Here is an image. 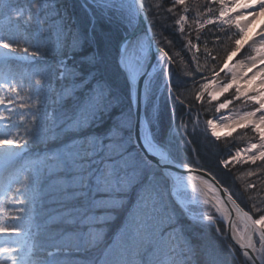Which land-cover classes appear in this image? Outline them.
<instances>
[{
	"label": "trees",
	"instance_id": "16d2710c",
	"mask_svg": "<svg viewBox=\"0 0 264 264\" xmlns=\"http://www.w3.org/2000/svg\"><path fill=\"white\" fill-rule=\"evenodd\" d=\"M14 1L29 10L27 16L23 17L24 26H26L29 33L26 47L31 51L33 48L38 49L36 55L50 59L52 62L59 61L62 57L69 55L72 57L67 60L68 67L65 69L63 79L57 78L59 70L56 66H53V69L50 68L48 76L51 77L54 83V90H49L47 87L44 88L46 104L53 109L56 120L60 124L55 127L54 132L59 136L54 138V140H66L73 135V133L69 132L70 125L74 121L83 120L86 117L84 114L87 110L85 105L88 99L90 101L93 97L91 90L95 88L97 81H103L102 87L105 93L108 92L105 100V111L100 114L99 119L94 122L92 127L85 129L82 135H103L118 126L124 130L125 139L130 140V144H132V111L129 100V86L117 62L118 43L129 29L122 20L121 13L112 5L104 8L102 5L93 4L91 0ZM157 2L165 3L166 7L168 6V0H144L147 12L149 5L154 6ZM166 7L160 10L159 16H155L154 12L148 14L155 39L160 48L164 47L173 54H175L177 49L182 48L183 56L187 58L188 64L183 63L181 56L175 57L173 71L179 76V80L174 76L171 83H168L166 78H161L156 72L154 82L158 84V88L156 90L155 103L159 108V118L153 121L151 132L155 134L158 140H163L170 146L172 155L181 163L203 171L208 170L209 174L212 175L214 173L215 177H220V180L217 181L224 188L227 187V190L234 198L238 199V202L242 201L243 207L246 205L249 208V204H252V202L248 200L246 193L241 194L244 184L248 181L255 183L257 190H260L263 196L264 164L259 162L254 166L245 167L250 168L248 171L257 173L255 176H247L246 181L236 180L237 177L247 172L245 168L238 169V166H230L229 170L218 167V164L222 158H227L228 153L233 149L256 141L255 135L249 129H242L229 137L216 140L208 134L206 129L207 120L217 115L215 111L217 104L231 98L232 94H227L217 101H210L209 98L204 96L203 104L196 105L199 111V130L196 135L191 137V140L182 131H178L181 128V116L183 115L185 122L188 120V116L184 114L186 107L182 110L178 103L173 104V98L176 100L181 98L176 93H181L186 101H194V96L192 95L194 86L191 80L186 85L174 89L172 98H170L172 85L179 84L180 81L186 79L185 72L188 71L189 66L191 71L195 72L197 57L201 67V72L196 73L197 87L200 83L209 82L207 80H211L213 75L221 79L222 73L220 70L227 59L225 53L235 46V40H232L231 37L233 33H230L232 31H229V29L220 30L214 24H207L202 27L195 24L197 18H206L205 13L213 14L215 6L208 0H185V7L176 6L180 15L188 17L183 24L185 28L183 34L179 32V27L175 25V20L178 19L176 10L173 13H168ZM208 8H212L211 13L208 12ZM102 12H106V15H103ZM29 13H31V17ZM79 32L83 34V37L80 36ZM165 35L175 40V47L169 44ZM80 41H83L82 47L74 49V45ZM189 41L197 44L198 48H193L189 51L187 48ZM207 52L216 56V59H209L206 63ZM92 56L97 58L95 65L88 63ZM85 78H87V82L82 84L81 81ZM165 83H167V87H165ZM96 94H100V89H96ZM236 106L233 105L232 107ZM149 108V115H155V109L151 108L150 105ZM86 112L88 115L89 111ZM195 115L193 113V119H195ZM53 126V123L48 125L47 128L50 129L48 133L52 134ZM187 127L188 131L191 132V124H188ZM144 168L145 172H143L142 176L144 175L146 178L153 176L152 173H154V176L160 178V180L162 179L166 186V179L159 171L152 167ZM131 193L120 192L117 195L125 197L126 195H131ZM135 196L139 197V194L137 195L136 193ZM168 197L169 204L165 205V208H161L160 205L156 208L157 211L153 212L154 220L150 225L158 224L159 227H164L165 225L168 228L167 232L170 230L169 238H172V233L177 230L182 238L181 246L187 247V243L192 244L191 248L194 247L197 252L191 249L192 254L190 255V249L188 248V252L183 253V259L180 264H206L207 259L212 254L216 255L220 264H237L236 256L230 252L226 247V243L215 234L210 225L189 221L172 202L169 195ZM257 203L259 204V201ZM162 204L164 205V201ZM246 207L245 210H247ZM126 210L122 205L104 210V215L109 217L100 223V226L105 228L106 235L120 221H123ZM94 214H97V211ZM51 226L53 231L54 228H61L63 232L61 235L63 234L65 238L56 236L57 244L53 246L58 248L67 246L66 248L70 250V247H68L70 242H72L70 238H72L74 231H78V228L69 223L66 225L64 221L53 223ZM63 242L65 243L61 244ZM205 243L209 245L208 248H203ZM87 246V244L82 245L81 248L85 249H82L81 254L73 257V260H81L80 263L76 264H94L96 262L92 260L93 254L91 251L88 254ZM146 246L147 243L140 241L136 245L135 253L140 249L141 251L144 250ZM45 248H48V245H45ZM96 264L100 263L97 262Z\"/></svg>",
	"mask_w": 264,
	"mask_h": 264
},
{
	"label": "snow or ice",
	"instance_id": "6c2138e0",
	"mask_svg": "<svg viewBox=\"0 0 264 264\" xmlns=\"http://www.w3.org/2000/svg\"><path fill=\"white\" fill-rule=\"evenodd\" d=\"M93 4L102 5L104 8L109 6L111 0H91ZM220 7V17H223L222 23L229 27L235 25L239 30V38L235 39V46L230 50L226 51L225 55L228 59H231L237 53L241 51L240 45L244 41V36L246 29L257 20L258 17L264 15V0H245V2L240 5L243 9L239 14L232 18L227 16V11L231 5H226L224 0H218ZM87 5V4H86ZM185 7V0H168V6L165 3L157 2L154 6L149 5L148 12H144L143 3H138L137 8L140 12H144L147 16L150 13L159 16L160 10L165 9L168 13H173L176 10L178 19L175 20V25L179 27V32L183 34L185 28L183 26L184 22L188 19L186 15H180L176 6ZM39 10V9H38ZM208 12H212V8H208ZM106 15V12H102ZM17 18L19 19L24 15L23 9H18L16 12ZM31 17V13H29ZM126 22L131 26L135 24L134 18H125ZM241 21H244L241 24ZM39 23V21H37ZM207 24L217 23L216 20L207 19ZM203 22L200 25L202 26ZM227 35V33H225ZM261 40L257 41L252 51L255 53H260L264 51V32L259 33ZM169 44L175 47V40L172 37L165 35ZM83 41L74 45L75 48L82 47ZM183 47V46H182ZM187 48L190 51L193 48H198L197 44H193L190 41L187 43ZM0 49L8 50L6 52L0 53V56L4 58H15L12 57V53L22 51L24 53H29L30 49L28 47L19 48L18 42L14 39L11 31L8 32L0 31ZM38 49L33 48L32 53L36 54ZM158 59L156 63L151 62V45L149 44L145 48L144 44L140 41L136 45L129 47L124 46L121 57H120V67L125 73L127 82L131 89H135L137 93V100L144 101V115L143 119L140 120L141 127L143 128L144 123L149 126V132L147 135L143 134L140 138V143L143 147L144 156H139L135 153L134 147L131 146L130 140H126L124 137V130L121 127H114L103 135H82L86 128L92 127L94 122L99 119L102 112L105 111L106 104L105 100L107 98L108 92L105 93L102 87L103 81H97L95 83V88L91 91L93 93L92 100L90 101V111L88 115L83 120L74 121L69 127V132L73 133L69 139L63 144L62 151L51 155L50 160L54 166V171L49 173L50 175H55L57 178V183L62 185V191L64 193V200L70 207L65 209L66 215H68V223L75 224L79 220L80 225L83 226L86 221L94 217V213L102 208L109 205H115L117 197L113 193L120 190L122 183L126 180L128 176V170L130 166H141L150 167L152 163H155L158 168H162L167 171L169 168L174 167V164L180 161L172 155L170 151V146L163 140H158L151 132V127L154 120L159 118V108L156 106V90L158 84L154 82L153 72L149 71L152 68L154 72H157L161 78H166L168 83H171L174 76L179 80V76L173 71V65L175 64V57L181 56L182 61L188 64L187 58L183 56V51L177 49L175 54L170 52L168 49L161 47L157 50ZM72 57L69 55L67 57H62L59 61V79L64 78L65 69L68 67L67 60ZM87 59V58H86ZM215 60L216 56L212 55L210 52L206 54V63L208 60ZM248 59L251 61L250 64H245L243 61L238 62V66L243 71L247 69L251 72V76L248 77L246 83L248 85H254L257 76L260 77L259 84L254 85L253 92L251 94L247 93L241 87L237 86L234 95L226 99L225 101L218 104L215 111L216 113H221L222 109H227L233 104L235 100H243L245 104H254L251 110H245L242 114L237 113L236 115H222L215 119H220L223 123L217 124L215 119H208L207 125L210 130H212V135L216 136L215 129L217 127L236 129L238 126H243L244 128H250L253 133L259 136V143L252 142L248 144L247 147L240 149L237 148L236 151L229 152L227 158H222L219 161L218 167H223L224 169H229L230 166L237 163H252L255 164L258 160L264 161V67H257L258 63L264 64V55L259 57L249 56ZM197 66L195 72L189 69L185 72L186 79L180 81L179 84H173L172 89H170V98H172V91L177 87L186 85L189 80L194 86V91L192 95L194 96V101H186L181 93H176L177 96L181 98L176 100L173 98V104H179L182 110L186 107V114L188 120L185 122L183 115L181 116V128L178 131H182L191 140V137L196 135L199 130V111L196 107L197 104H203V98L207 92L209 99L211 101L217 100L218 93L214 92L210 88L209 82L200 83L196 86V73L201 72V67L198 62V57L196 58ZM35 63V61H33ZM90 65H95L97 63L96 56H92L88 61ZM255 69V71H253ZM79 71V70H77ZM214 71V70H213ZM82 75V73H80ZM41 79L36 80L37 94L47 87L49 90H54V83L50 76H45L40 73ZM91 75V73H89ZM143 79L144 89L143 92L139 89V82ZM243 79V77H238L233 74L231 76V82L224 83L219 92H226L228 89L232 88L233 84L238 80ZM212 81L216 80V75L211 77ZM42 81H44L42 83ZM87 78L81 81V83H86ZM4 84L0 82V89H3ZM167 87V83H165ZM96 89H100V94H96ZM12 93H17V88H11ZM0 103H3V96L0 94ZM149 105L151 108L155 109V115H149ZM193 113H195V119H193ZM2 115V114H0ZM191 124L192 131H188L187 125ZM219 139V137H217ZM0 143H13V141L7 137L0 140ZM187 143V142H186ZM255 150V151H253ZM4 155L6 157L18 155V153H13L10 150H4ZM153 158H155L153 160ZM205 175H208V170L205 171ZM215 177V174H212ZM255 176L257 175L254 171H248L236 179L243 180L244 176ZM41 172L37 168L31 177V190L34 193L39 191L38 185L40 184ZM220 180V177H215L213 183ZM223 183V181H221ZM234 183V182H233ZM24 187V185H22ZM218 187V185H217ZM215 191V189H212ZM27 191V189H26ZM247 194V198L252 202V209L260 213L259 218H254L249 211L245 210L242 206L243 202H238V199L234 198L232 194H229L227 187H225L224 195L227 196V202L232 204V209L221 208V202L219 197H217V212L221 213L225 220L228 219L231 211L236 213L238 218L246 221L248 229L259 235L260 248H256L255 244L252 242V236H247V243L244 242L245 237L241 236L236 231V224H232L233 240L239 244V248L242 251L240 253L235 244L229 241L226 247L232 252L234 256L240 254L245 257L244 264H264V208L259 205H264V196L261 195V191L257 190V185L251 181L244 184L243 194ZM24 195V193H20ZM259 201V204L257 203ZM32 204L35 203L33 198L30 201ZM18 203L23 204V200H19ZM17 211H25L23 207L17 209ZM3 212V207L0 205V213ZM211 220V217H208ZM257 226H259L257 228ZM6 231L3 224L2 217H0V232ZM218 234L222 239H227V234L223 227L217 229ZM237 237H239L237 239ZM10 251V249L0 248V252ZM206 264H220V261L209 257Z\"/></svg>",
	"mask_w": 264,
	"mask_h": 264
},
{
	"label": "rangeland",
	"instance_id": "374dc122",
	"mask_svg": "<svg viewBox=\"0 0 264 264\" xmlns=\"http://www.w3.org/2000/svg\"><path fill=\"white\" fill-rule=\"evenodd\" d=\"M212 1L218 3V4L217 3L215 4L217 6V8L213 11V14L212 13L211 14L205 13V17H206L205 19H203V18L198 19L197 18V20L195 22V24L197 26L200 25L201 22H203L202 26L207 25V23H206L207 19L216 20L217 23H220L219 26L224 25L222 23L224 18L220 17V15H219V13H220L219 2H218V0H212ZM111 2H110V4H115L114 6H115L116 10H118L121 13L122 18H123L122 20L124 21L125 25L129 28H132L135 24L130 26L126 22L125 18H134L135 23H136V15H135V11H134L133 0H111ZM224 2L226 5H231V7L227 11V16L235 18V17H233V14L235 13L236 9L243 10L240 7V5H242L245 2V0H224ZM23 12H25L24 15L27 16V12H29V10L24 8ZM202 26H199V27H202ZM249 28H250V26L246 29L247 33H246L245 39L248 36ZM230 33H232V32H230ZM79 34L81 37H83L82 33L79 32ZM231 37H232V40L236 39V37L233 34H231ZM139 41L144 44L145 48H147V42H146L147 39H146L145 35L140 34ZM255 46H258V45H248L244 51H241L240 54L236 57L238 59V61L249 60L248 59L249 56L259 57L261 55H264V51H262L260 53L253 52L252 48ZM6 51H8V50H3V52H6ZM11 56L15 57V58L9 59V58H4V57L0 56V82H2L4 84L3 89H0V94H2V96H3V103H0V114H2V115H0V140L7 137L13 141V143H0V173L4 169H8L11 177H13V176H15V173H17L19 171V169H20V167H22V165L27 164L24 162V157H26L28 155V154H26V152L30 149H36V146L31 145L29 140L26 138V136L23 133L18 135V137L16 138L15 135L12 132H10L8 129L9 122H7L5 120L4 115L13 110V106L11 104V101L9 102V99L11 100L14 95H17L19 93L18 90H17V93H12V91H11V88L15 87L14 86L15 84L13 83V80L10 76V72H8V69L10 68V65H13L12 61H17L18 63H24L25 65L26 64L32 65V61H34L36 59L35 58L36 56H35V54H28V53H24L22 51L12 53ZM232 60H234V59H232V58L228 59L227 58L226 63L222 67V71H223L224 76H222L221 79H218L216 77L215 81H212L210 79L207 80L210 83V88L212 90H214V92L218 93L217 98L221 94L219 92V89L221 88V86L226 82H231V76L232 75L228 71V67H229V65L234 63ZM119 65H120V62H119ZM150 71L153 72V76H154V74L156 72H154L153 69H151ZM259 80H260V77L257 78L255 83L259 82ZM18 82L21 83V79H19ZM237 86H238V84L235 83L232 86V88L228 89V91H226V92L231 93L232 91H234V93H235V89ZM31 91H33V93H34V91L37 92L36 86L31 87ZM234 93L232 95H234ZM251 93H249V94H251ZM205 96L207 98H209L207 92H206ZM90 101L88 99V102L85 105V107L87 109L86 111H90ZM237 105H239L241 107H239L237 109V108H232L231 106H229L227 109H222L221 113L218 114L215 118L220 117L222 115H228V114H230V115H236L237 113L242 114L243 111H245L244 109L251 110L253 107H255L254 104H251V103L245 104L243 101H242V103H238ZM86 111L84 113L85 116H87ZM83 112H84V110H83ZM215 122L217 124L223 123V121L220 119H215ZM240 127H243V126H239L236 129H238ZM219 128H220V132L216 133L215 137L225 136V135L230 134L234 130H236V129H233L232 131L227 132V131H224L223 129H221V127H219ZM207 131L209 134L210 133L212 134V130H210L208 128V125H207ZM259 142L260 141H258L257 143H259ZM247 146L248 145H246L245 147H247ZM4 150H10L13 153H18V155L6 157L4 155ZM253 151H255V150H253ZM135 153H136V151H135ZM29 159H31L32 162L35 160L34 158H29ZM38 160H40V159H38ZM239 164H245V163H239ZM239 167H237V168L238 169H244L245 168L242 166H239ZM27 168H24L22 170L25 172ZM143 168H144L143 165L138 166V167L137 166H130L129 167L128 176H127L126 180L122 183L120 190L113 193V195H115L117 197V201L115 202V205L114 206L109 205L105 208L118 207L120 205H123L126 201H129L128 200L130 198L129 196L122 197V196H118L117 194H118V192H128L131 189H133L134 185L140 180L143 172H145V170H143ZM249 169L250 168H245V170H247V172ZM23 173H19V175L13 177V179L11 178L10 179L11 183L8 184L6 189H12L14 183L21 181V179L23 177ZM152 174H153V176L146 177L145 178L146 180L144 182L142 181V184H139V189L136 190V192L139 190L138 191L139 197H137V200L133 201L132 206L130 208L129 216H127L126 220L123 221V223L121 224V228L117 233V236L113 239V241L110 244L111 247L109 248V250L113 254L107 253V255L111 259H114L116 254H118L121 251H123V252L128 251L127 249H129L131 251V253L135 255V249L137 248L136 247L137 244H134L135 243V237L140 232V228L142 229L141 232L145 231L147 236L151 235V238L147 237V242L149 245L146 246L143 251H141V252L139 251L137 253L138 255L141 253L143 255V257L141 259H139L138 261L136 260V262H137L136 264H138L140 261L147 262L148 264H180L182 262V259H183V253L184 254L187 253L188 248L190 249L189 250L190 255L192 254L191 249H193L192 251L197 252L194 249V247L191 248L192 247L191 243H187V247L181 246L182 238L179 235L177 230H175L172 233L173 237L169 238L168 235H169L170 230H169V232L166 233V235L163 236V234L161 233L162 229L159 227L158 224L150 225V223L154 220V219H151V215L153 214L152 211L153 210L157 211L156 208L159 205L161 208H165V205L169 204L168 203L169 186L167 185V183L165 186V183L162 182V179L160 180V178L154 176V173H152ZM238 180L239 181H246L247 176L245 175L243 180H240V179H238ZM174 186L176 188L175 190L177 191V193H179V195L181 196V200H182V202H184V204H186L187 206H192L194 211L205 212V215L208 214L211 217L217 216L220 220L223 221V216L221 215V213L217 212V210H216L217 206L214 204L212 205L207 199H205V197L202 195L201 190L197 191V193H195L194 191H189L188 188L185 187L182 183H177ZM133 194L131 195V197H133ZM135 195H136V193H135ZM23 196L24 195H20L19 198H22ZM263 196H264V194H263ZM211 198L214 199L213 196H211ZM163 201H164V205L162 204ZM0 204H1V202H0ZM198 204L199 205L205 204L207 206H210V209L209 210H205V209L199 210L197 208L198 206H196ZM259 206L264 208V205H259ZM245 207H246V205H245ZM246 208H247V211H249L250 214L254 218H259L260 213H258L252 209V204H249V208H248V206ZM104 214H105V212H102V215L99 216L98 219L102 220L104 218L109 217V216H106ZM0 217H2L4 226H6L8 221H7V214L4 210V207H3V212L0 213ZM149 226L154 227V233L153 234H151V232H149L150 231ZM218 226H219V224H218ZM219 228H221V227H219ZM236 229H237V233H239L241 236H244V237L246 236L247 231H246V229L243 228V226L240 222L236 223ZM23 236L17 235L13 232H7V231L0 232V248L10 249V251L0 252V264H14L13 259L15 257L17 258L18 262H22V258L16 254H13L14 253L13 251L15 249H16L17 253L25 251L26 248L22 247L24 245ZM102 237H103V235H102ZM24 238L26 239V236H24ZM111 240H112V237H111V239H104V241H106L107 243ZM223 241L226 244L229 242L228 239H224ZM130 244H134V245H130ZM208 246L209 245H206V243H205L204 247L203 246L202 247L208 248ZM256 248L259 250L260 245H257ZM207 255H208V253H207ZM239 256L238 257L236 256L237 264H244L241 255H239ZM209 257L219 260L218 258H216L215 254H212Z\"/></svg>",
	"mask_w": 264,
	"mask_h": 264
},
{
	"label": "bare ground",
	"instance_id": "6f19581e",
	"mask_svg": "<svg viewBox=\"0 0 264 264\" xmlns=\"http://www.w3.org/2000/svg\"><path fill=\"white\" fill-rule=\"evenodd\" d=\"M240 11H242V10L236 9L235 13L233 14V17H236L239 14ZM243 23H244V21H241V24H243ZM141 32L142 31H140V33L136 34L134 37H132L131 39H129L128 41H126L120 49L123 50V47L124 46L132 47V46L136 45L137 42L139 41L140 34H142ZM261 32H264V15H261L260 17H258L257 20L255 22H253V24L249 28L248 39L250 40V45H257L256 42L261 40V37L259 35V33H261ZM2 52H3V50L0 49V53H2ZM158 58L159 57L157 55V59ZM232 61L234 63H232L231 65H229L228 71L231 73V75L235 74L238 77H241V76L243 77V79H238L235 83L238 84L239 87H241L242 89H244L245 92H247V93L253 92L254 85H258L259 82H257V83L254 82V85H248L246 83V81H247L248 77L251 76V72H249L247 69H244L242 71L241 68L238 66V62H240V61H238L237 59L236 60H232ZM243 62L245 64H250L251 63L250 60H245ZM257 67L258 68L264 67V64L261 65L260 63H258L257 64ZM253 71H255V69H253ZM257 78H259V77L257 76ZM132 93H134V92H132ZM221 129H223L224 131H227V132H230V131L233 130V129L223 128V127H221ZM215 132L216 133H219L220 132V128L217 127L215 129ZM166 174L168 175L169 181L171 182V185L172 186H174L179 181H183L184 183H182V184H184V186H186V184H187L186 187L188 188L189 191H193V190L194 191H199V190H201L202 191V195L205 197V199H207L208 197L211 198V196H213L214 197V200L216 201V203L214 205L217 206V197L214 195L215 192L212 190L213 188L211 187V185L208 184L209 182L207 181V179H204L203 177H192L190 175L189 178H188L189 179V181H188L187 179H185V174L178 173L175 170L173 171L172 169H168L166 171ZM173 188L176 189L175 187H173ZM197 206L200 209H202V210L203 209H205V210H209L210 209V206H207L205 204L204 205L203 204L202 205H199L198 204ZM220 206H221L222 210L225 209V208L226 209H229L223 203ZM184 216L186 217V214H184ZM237 219H238V217L236 216V213L234 211H231L230 212V215L228 216V219L227 220H230L232 222V224L233 223L236 224L238 222ZM218 224H219V221L218 220H215L214 221V224H212L211 227H213L215 229H217L219 227H224L223 225H219L218 226ZM236 231H237V229H236ZM247 236H249V233L246 234V236H245V240H244L245 243H247V239H246ZM232 237H233V232H232V228H231V239H232ZM238 238L239 237H237V239ZM233 241H236V240H233ZM243 262H245L244 259H243ZM138 264H144V262L143 261H140Z\"/></svg>",
	"mask_w": 264,
	"mask_h": 264
},
{
	"label": "water",
	"instance_id": "95a60500",
	"mask_svg": "<svg viewBox=\"0 0 264 264\" xmlns=\"http://www.w3.org/2000/svg\"><path fill=\"white\" fill-rule=\"evenodd\" d=\"M141 2L143 3V0H134L136 11H137L138 24H137V27L128 36L125 37V40L134 37L136 34L140 33V31H142L146 36L148 45L149 44L151 45V56H152L151 62L154 64V62L157 59V55H158L157 50L159 48H158L156 41L154 39V35H153V31H152V28L150 25L149 17H148V15L147 16L144 15V12H146L145 7H144V12H140L137 8V4L141 3ZM143 5H144V3H143ZM121 53H122V51H120V55H121ZM149 70H150V68H149ZM143 87H144V82H143V79H141L139 82V89L141 92H143ZM132 112H133V132H132V134H133L134 144H135L136 148L139 150V152L142 154V156H144L143 147H142V144L140 143V138H141L140 120L143 119V115H144V101L143 100L142 101L137 100V93H136L135 89H134L133 98H132ZM154 159L155 158H153V160ZM152 164L156 166L155 163H152ZM159 169L162 171L164 176L168 177V175L166 174V171H164L162 168H159ZM169 169H172L173 171L175 170L178 173H183V174H185L186 177H189L191 175L192 177H203L204 179H207V181L209 182L208 184H210L211 187L213 189H215V191H214L215 194L220 198V200L223 202V204L227 208L232 209V204L227 202V196L224 195V189L218 184L217 181L215 182V184L213 183L214 178L211 175H209V174L205 175L204 171H200V170H196V169H192V168H188V167H183V166H180L178 164H174V167L169 168ZM217 185H218V187H217ZM172 196L174 197L173 194H172ZM180 207L182 208L181 205H180ZM230 220H227L226 226H225V232L227 234V239L229 241H231L233 244H235L236 249L240 253H242L243 250H241L239 248V245L236 243V241H233L231 239L232 222ZM241 220L246 224V221H244L243 219H241ZM254 234H256V233L250 230L249 235L252 236V242H253ZM256 235L259 237L258 234H256ZM240 255L245 260V257H243L242 254H240Z\"/></svg>",
	"mask_w": 264,
	"mask_h": 264
}]
</instances>
